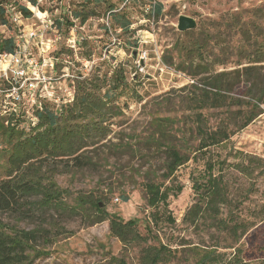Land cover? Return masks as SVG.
Listing matches in <instances>:
<instances>
[{
	"label": "rangeland",
	"instance_id": "1",
	"mask_svg": "<svg viewBox=\"0 0 264 264\" xmlns=\"http://www.w3.org/2000/svg\"><path fill=\"white\" fill-rule=\"evenodd\" d=\"M107 2L117 10L125 3ZM154 2L162 5L158 16L149 14ZM0 5L28 7L32 14L22 21L23 27L53 22L43 36L33 41L30 53L38 63L37 70L47 79L43 91L48 98L41 99L54 109L73 100L76 79L103 78L99 82L108 84L113 71L120 67L126 77L122 91L106 111L105 135L87 149L93 151L92 155L105 154L108 146L120 141L131 143L132 150L110 154L108 164L97 171L62 175L57 181L68 189V202L76 195L95 196L106 211L124 220L137 219L136 230L145 240L123 244L110 234L107 220L91 224L92 216L78 214L65 219L64 225L72 234L52 243L50 255L36 264H120V259L125 264H146L143 250L158 241L170 249L161 264H196L199 255L213 249L226 253L224 260L214 264H228L236 247L250 249V261H264V103L260 105L262 112L238 130L249 106L235 104L226 97L224 101L216 100L214 89L204 83L207 74H195L199 70L189 67L191 61L195 65L202 59L212 72L247 65V58L235 55L240 35L235 18L251 34L258 27L264 34V0H132L124 9L130 21L128 30L110 26L103 0H36L35 6L28 0H0ZM75 10L89 14L84 23L72 19ZM181 14L192 17L195 27L177 30ZM67 17L73 20V26L66 24ZM55 19L60 20V27ZM0 32L15 36L16 26L0 24ZM203 40L207 41L203 58L181 48ZM4 67L0 64V70ZM245 86L241 82L227 96L247 100L243 95ZM20 108L25 113L20 125L26 128L33 110L27 101ZM158 120L167 127L166 141L179 144L182 135L186 141L181 152L188 160L166 179L162 177L164 148L148 139ZM217 129L231 131L229 138L196 150L202 132ZM147 173L168 187L166 205L146 204L141 183L147 180ZM209 174L227 188L228 204L220 206L218 217H232L243 224V233L239 229L232 234L215 226L206 211L192 224L183 220L186 210L196 201L193 181L203 183ZM123 195L128 197L126 201ZM46 215L54 218L55 214L50 210ZM3 219L13 221L7 214ZM19 225L25 229L34 226L27 222Z\"/></svg>",
	"mask_w": 264,
	"mask_h": 264
},
{
	"label": "trees",
	"instance_id": "2",
	"mask_svg": "<svg viewBox=\"0 0 264 264\" xmlns=\"http://www.w3.org/2000/svg\"><path fill=\"white\" fill-rule=\"evenodd\" d=\"M28 1L31 5H36V0ZM103 1L107 4L110 26L113 29L128 30L130 21L124 14V9L132 0H122L125 3L119 10L113 3ZM17 9L24 16L32 14L25 5H17ZM161 9V3L154 2L149 14L158 16ZM71 16L73 20L84 23L89 14L85 10H75ZM72 19H65L70 27L74 25ZM235 19V26L240 34L235 46V55L247 58L248 64L229 71L212 72L202 59L195 65H192L191 61L189 67L199 70L195 74H207L204 83L214 89L216 100L224 101L226 97L235 104L249 106V110L243 113L244 120L238 126L239 130L262 112L260 105L264 103V34L259 27L258 31L251 34V30L244 29L238 18ZM54 22L60 27L59 19ZM9 23L6 7L0 5V24ZM253 25L254 23L251 26ZM185 33L188 34L189 31ZM206 42L193 41L191 46L184 45L181 48H185L190 54L198 53L197 55L203 58ZM16 48L15 36H6L0 32V54L14 52ZM123 72L122 67L115 69L110 83L103 85L99 82L103 78L76 79L73 100L70 103H64L56 110L44 101L46 99L41 100V107L33 108L34 123L29 122L26 128L24 124L20 125L23 122L20 117H25L21 108L17 112L5 113L0 107V144L3 158V164L0 165V172H3L0 176V264H36L37 260L48 257L52 243L72 234V230H68L64 225L65 219L78 214L84 218L92 216L91 224L107 220L110 234L123 244L132 240H145L136 230L137 219L124 220L119 214L106 211L103 206H99L100 201L95 196L76 195L68 202V189L57 181L58 176H73L85 170L97 171L108 164L110 154L132 150L131 143L120 141L108 146L105 154L99 152L92 155L93 151L87 149L88 146H95L99 137L102 138L106 133L105 114L114 97L120 94L122 86L126 83ZM241 82L246 85L243 95L248 99L228 97L227 93ZM102 86H106L104 90ZM154 125L155 128L148 135V139L158 148H164L162 177L166 179L188 160L185 153L181 152V147L186 146V141L182 135L179 144H172L165 139L168 134L167 127L160 120ZM202 133L203 137L196 150L227 140L231 131L217 129ZM146 177L147 180L141 183L146 194V204L155 206L162 202L166 205L168 187L163 181L151 178L150 173H147ZM193 190L196 201L186 210L184 221L192 224L206 211L212 216L213 224L221 226L224 231L232 234H237L239 229L242 233L245 231L243 224L232 217H218L220 206L228 204L227 188L218 177L209 174L203 183L194 180ZM122 199L126 201L128 197L123 195ZM50 210L55 214L54 218L47 217L46 213ZM4 214L13 221H5ZM20 222L33 223L34 226L25 229L19 225ZM168 252V244L158 241L157 245L148 246L143 250V257L146 264H161ZM251 252L248 248H234L228 264H264V261H250L248 258L252 255ZM225 256L224 252L208 250L198 256L196 264L201 261L214 264L224 260ZM119 263L125 264L121 259Z\"/></svg>",
	"mask_w": 264,
	"mask_h": 264
},
{
	"label": "built area",
	"instance_id": "3",
	"mask_svg": "<svg viewBox=\"0 0 264 264\" xmlns=\"http://www.w3.org/2000/svg\"><path fill=\"white\" fill-rule=\"evenodd\" d=\"M5 7L10 23L16 26L15 40L17 48L14 52L0 54V64L5 65L0 70V107L4 111L17 112L23 106V102L27 101L30 103L32 111L35 106L41 107V100H43L41 97L48 98V96L43 91V89H46L47 79H45L44 74L37 70L38 63L33 59L30 50L33 41L43 36L44 31L50 28L53 22L43 24V21H41V26L23 27L22 21L31 15L24 16L17 9V6L9 5ZM8 97L10 99L7 103L5 98ZM32 112L29 113V119L31 123H34L35 116Z\"/></svg>",
	"mask_w": 264,
	"mask_h": 264
},
{
	"label": "water",
	"instance_id": "4",
	"mask_svg": "<svg viewBox=\"0 0 264 264\" xmlns=\"http://www.w3.org/2000/svg\"><path fill=\"white\" fill-rule=\"evenodd\" d=\"M195 24V20L192 17L181 14L178 17L176 28L179 31H185L194 28ZM99 206H102L101 202ZM198 264H205V261H201Z\"/></svg>",
	"mask_w": 264,
	"mask_h": 264
}]
</instances>
